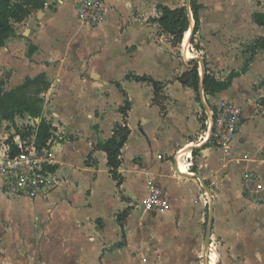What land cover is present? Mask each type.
<instances>
[{"label": "crops", "instance_id": "0c3cea01", "mask_svg": "<svg viewBox=\"0 0 264 264\" xmlns=\"http://www.w3.org/2000/svg\"><path fill=\"white\" fill-rule=\"evenodd\" d=\"M38 3L28 5L27 16L13 23V32L0 47V86L10 91L28 79L45 76L48 87L40 94L42 116L52 126L53 170L59 184L47 198L28 200L4 193L0 174V264H186L198 248L204 254L210 199L199 179L175 168L180 152L191 146L196 151L190 150L192 156L186 157L187 172L200 173L213 194L209 250L217 237L218 264H264V197L251 196L244 185L250 171L264 185V105L260 102L264 51L256 53L248 69L227 89L206 96L210 106L230 101L242 112L232 142L219 145L207 140L205 120L209 119L203 116V104L192 88L178 80L187 67L175 52L171 35L158 23L157 8L169 6L168 0H105L106 20L94 27L78 18L77 0ZM199 3L203 31L201 10L209 16L207 25L214 28L208 35L200 30L205 35V40L200 39L204 50L196 55L226 77L243 67L247 47L264 35V27L252 20L255 6L247 13L246 8H238L239 21L227 29L235 34L228 38L227 48L215 35L218 26L213 17H219V12L206 8L205 1ZM245 15L247 21L242 19ZM143 75L160 82L161 94L167 97L165 111L153 99L154 85L136 79ZM119 77L127 84L152 86L153 96L146 101L128 93ZM117 84L132 102L128 118L132 132L119 169L124 176L121 185L109 172L106 152L96 149L122 118L119 107L125 96ZM111 86L123 98L106 126L111 96L106 88ZM136 100L142 106L135 118L137 130L131 123ZM35 120L39 123L40 118ZM151 183L169 196L168 209L136 207ZM125 210L128 214L121 223Z\"/></svg>", "mask_w": 264, "mask_h": 264}, {"label": "trees", "instance_id": "16d2710c", "mask_svg": "<svg viewBox=\"0 0 264 264\" xmlns=\"http://www.w3.org/2000/svg\"><path fill=\"white\" fill-rule=\"evenodd\" d=\"M31 2L35 3V0H0V47L3 46L8 39V37L13 32V23L16 21L23 20L30 8L28 5ZM44 0H40L43 5ZM203 7L198 0H192L191 9L193 13V18L195 22L194 32L191 36L190 42L194 43V36L198 32L201 20H200V9ZM161 10V15L158 19L160 28L164 33H168L172 37V43L174 45L183 44L185 41V34L188 33L190 27V20L188 15V10L186 5L177 8H171L165 5H159ZM252 20L255 24L264 27V10L255 11L252 15ZM190 38V35H189ZM200 49V46H196ZM249 57L244 61L243 67L236 71H231L227 77L219 78L214 73H212L207 67V61H205V74H204V91L207 95H215L227 89L235 77L244 73L251 60L254 58L258 51H264V35L259 36L247 47ZM194 66L185 71L179 76L178 80L184 87L192 88L198 95L197 100L201 102L199 95V87L201 75L199 71V63L196 60L190 61ZM136 79L144 82H148L154 85V101L157 102L162 112L166 110L164 104V98L162 96V87L159 81L154 80L151 76L143 75L137 76ZM36 86L37 90L35 94L27 93V89ZM121 92L124 94V102L119 107V112L121 113V120L116 121L113 127V134L104 141H99L96 145V149L103 150L107 154V165L109 167V172L112 177L117 181L118 185L124 182V176L120 172V166L122 164V150L127 143L129 136L132 132L129 123V113L132 109V102L127 94V92L117 84ZM48 87V82L44 75H39L34 79H28L20 87L4 91L0 86V114L4 119H14L16 114H29L33 118H40V121L35 130L36 144L38 146H45L47 141L52 136V126L48 121L42 116V99L40 94L43 90ZM262 105H264V98L260 99ZM5 111V112H4ZM17 128V127H16ZM17 128V132H19ZM8 143L11 146V155L16 154L19 148L13 143V136L11 135L8 139ZM196 150H193L195 153ZM53 169V168H52ZM127 210H125L119 217V221L122 223V218L127 216Z\"/></svg>", "mask_w": 264, "mask_h": 264}, {"label": "built area", "instance_id": "2783aa9c", "mask_svg": "<svg viewBox=\"0 0 264 264\" xmlns=\"http://www.w3.org/2000/svg\"><path fill=\"white\" fill-rule=\"evenodd\" d=\"M76 11L78 18L90 26H97L106 20L105 0H77ZM210 109L214 120L210 139L216 144L228 146L242 124L240 107L229 101L211 105ZM205 122L209 127V121ZM53 142L51 136L47 144L40 147L36 144L34 133L29 140L20 135L13 137V143L19 148L14 155H11L10 143L5 142L0 147V174L4 193L29 200L48 197L59 184V177L52 169L56 164L52 154ZM244 185L251 196L258 199L264 197V185L254 172L245 174ZM137 206L142 211L166 210L170 206V199L158 185L151 183L147 195Z\"/></svg>", "mask_w": 264, "mask_h": 264}, {"label": "rangeland", "instance_id": "374dc122", "mask_svg": "<svg viewBox=\"0 0 264 264\" xmlns=\"http://www.w3.org/2000/svg\"><path fill=\"white\" fill-rule=\"evenodd\" d=\"M200 1L207 2L206 3L207 5L205 6L206 8L211 9L210 7H215V9H217V11L219 12V13H217L219 15V17H216V16L213 17V19H217L216 22H217V26H218V28L216 29L217 33L215 35H216L218 40L223 41V42H221V43H223L222 45L223 46L226 45L227 48H229V45L231 46V41H229L230 44L228 45V41H227L228 38L230 37L229 40H231V37L233 35H235L232 31H229L227 29H228V27H230L231 23L234 24L235 22L237 23L239 21V16L241 14L237 13L238 8H241V7L246 8V13L250 12V9L252 6H255V8H257L256 11L264 10V0H246V1L245 0H211V1L198 0V2H200ZM186 2H187V0H168V5H169V7L171 6V8H177V7L186 5ZM157 9H160L159 6ZM159 11H161V10H159ZM209 11H211V10H209ZM232 11L236 12L233 16H232V14H233ZM206 14L207 13H205L204 10H201V15H202L201 17H202V20H204V22H205L203 24L204 31H203L202 25H201L198 32L194 36V43L188 42V36H187V38H185V41L183 44L182 43L180 45H174L173 44L175 47L178 48V49L175 48V52H177V55L180 54L179 57H181L182 60L184 61L185 65L187 67V70L191 69L194 66V64H191L190 61H188V59H187L188 57H186V55H185V50H189L195 56H196V54L201 53V51L204 50V47L201 46V44H200L201 40L200 39L205 40V37H204L205 35H202L200 33V30H202L204 32V34L208 35L209 28H214V27H212V25H210V27H209V25H207L209 16ZM218 19H219V21H218ZM242 19H246V21H247L248 15L242 16ZM219 24H222V26H225V25H227V26L222 27L220 25V28H219ZM224 36L226 37V39H224ZM209 38H211V37H209ZM171 40H172V37H171ZM208 40L211 41V39H208ZM213 42H211V43H213ZM215 44H216V46L219 45V43L217 41H215ZM197 45L200 46V49H197V47H196ZM204 56H206V54H204ZM247 57H249V55ZM204 60H206V59H204ZM208 64L209 63L207 61V67H208ZM208 69L212 73H214L217 77L225 78V77L220 76V73H219V75L217 73H215V71L212 68L208 67ZM124 79L125 78L119 77L117 79V81L121 82L122 84H124L126 86L125 88H127L126 90L128 91V93H130L132 95L137 94L142 98V100L146 99V101H148V99L153 96V87L152 86H150V85L145 86V85L135 84V83L134 84H127L124 81ZM2 80H3V76H2V73H0V82H2ZM1 89H2V87H1ZM36 90H37V87L33 86V87H30L27 89V93L35 94ZM106 90L111 91L110 103H109L110 108H109L108 112H106V114H105V125L107 126L108 122L113 117L114 113L117 111V109H115L117 102L120 100V98L122 100L123 95L116 87H113V86L107 87ZM197 95L198 94L194 91V96H195L196 100H197ZM162 96H163L164 100L166 101L167 97L164 95H162ZM147 103L149 104V102H147ZM214 105H216V104H214ZM141 107H142L141 103H139L136 100V112L134 113L133 118H132L133 120L131 122L132 126L136 130H137L138 123L135 122V118L138 117V115L141 111ZM202 108H203V106H202ZM203 111H204L203 116L207 117V114H206L204 108H203ZM37 125H38V123L36 122L35 118H33L31 115H29L27 113L26 114H16L14 119H4L1 117V114H0V147L3 146V144H5V142H8V139L10 138L11 135L13 137L20 135V137H22L23 139L29 140V138H31V136L35 133ZM16 127L19 128L18 129L19 132H17ZM205 131H207V129ZM82 147L84 148V143L82 144ZM182 151H184V153L186 154L190 150H186V151L182 150ZM52 154L55 155L56 152L52 150ZM191 156H192V154H191ZM53 159L55 160L54 157H53ZM189 163H190V161H189ZM137 204H138V202L136 201L135 205L137 208H139L137 206ZM205 228H206V225L204 226V232H205ZM122 238H124V236H122ZM124 240L127 241L126 236H125ZM212 242H213V244H211V246H210L208 256L212 257L214 259V264H218L219 253H220V249H221V246H220L221 243L217 239V237H214ZM119 244H120V247L123 246V243H121V241ZM263 251H264V249H263ZM202 256H203V249L201 247V248L197 249L195 254H194V252H192V254L190 255V258L187 259L186 264H203ZM125 257L126 258H123V259L127 260L128 259L127 255H125ZM208 262H209V259H208Z\"/></svg>", "mask_w": 264, "mask_h": 264}, {"label": "water", "instance_id": "95a60500", "mask_svg": "<svg viewBox=\"0 0 264 264\" xmlns=\"http://www.w3.org/2000/svg\"><path fill=\"white\" fill-rule=\"evenodd\" d=\"M191 2H192V0H187V2H186V7L188 10V15H189V20H190L189 42H190L191 36L194 32V27H195L193 13H192V9H191ZM187 59H188V61L196 60L199 63V71H200V75H201L199 95H200L201 103L203 104V106L205 108V112L208 116L209 123H210L209 130H208V138H207V140H209L211 138V135L213 132L214 120H213V117L211 115L210 103L207 101L206 94L204 91L205 61H204V58L200 55H196V56H193V57L187 58ZM195 147L196 146H191V147L187 148V150H193V148H195ZM175 168L177 169V171L179 173H181L183 175L199 179L204 190H205V192L207 193V195L210 199L209 220H208V224H207V230H206V236H205V242H204V254H203V264H208V250H209L212 226H213V221H214V219H213L214 218L213 217L214 216V200H213V194L211 192V188L209 187V185L207 184V182L204 180L203 176L200 173H198V172H194V173L181 172L177 163L175 165Z\"/></svg>", "mask_w": 264, "mask_h": 264}, {"label": "bare ground", "instance_id": "6f19581e", "mask_svg": "<svg viewBox=\"0 0 264 264\" xmlns=\"http://www.w3.org/2000/svg\"><path fill=\"white\" fill-rule=\"evenodd\" d=\"M188 33H186L185 38H187V36H188V42H189L190 31H188ZM185 55L188 58L195 56L189 50H185ZM191 154H192L191 151H188L186 154L184 153V151L180 152L178 165H179V168L182 172H187L189 170L186 157H190ZM187 173H189V172H187ZM208 259H209L208 264H214V259L212 257L208 256Z\"/></svg>", "mask_w": 264, "mask_h": 264}]
</instances>
